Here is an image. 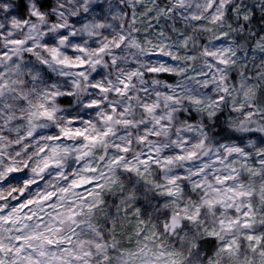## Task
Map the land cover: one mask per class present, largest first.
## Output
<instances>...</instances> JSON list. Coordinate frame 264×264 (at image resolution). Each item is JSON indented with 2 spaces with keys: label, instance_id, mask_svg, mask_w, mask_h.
I'll list each match as a JSON object with an SVG mask.
<instances>
[{
  "label": "clouds",
  "instance_id": "obj_1",
  "mask_svg": "<svg viewBox=\"0 0 264 264\" xmlns=\"http://www.w3.org/2000/svg\"><path fill=\"white\" fill-rule=\"evenodd\" d=\"M0 264H264V0H0Z\"/></svg>",
  "mask_w": 264,
  "mask_h": 264
}]
</instances>
